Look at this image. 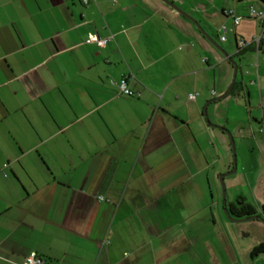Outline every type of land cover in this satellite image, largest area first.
I'll use <instances>...</instances> for the list:
<instances>
[{"label": "crops", "instance_id": "obj_1", "mask_svg": "<svg viewBox=\"0 0 264 264\" xmlns=\"http://www.w3.org/2000/svg\"><path fill=\"white\" fill-rule=\"evenodd\" d=\"M170 1L238 63L227 98L234 64L163 0H0V264H264V224L230 234L212 187L228 132L264 141V0ZM263 172L241 169L258 212Z\"/></svg>", "mask_w": 264, "mask_h": 264}, {"label": "rangeland", "instance_id": "obj_2", "mask_svg": "<svg viewBox=\"0 0 264 264\" xmlns=\"http://www.w3.org/2000/svg\"><path fill=\"white\" fill-rule=\"evenodd\" d=\"M250 64H252L251 66H255V65L258 66L259 65V62H257L255 56L253 57L252 62H250ZM254 96H255L256 101H257L258 100L257 95L254 94ZM256 106L259 107V102H257ZM256 113L259 116H261V118H262L261 110L260 111L258 110ZM232 123H234V122H232ZM254 124H256V123H254ZM231 134L233 135L235 145H236V155H237V167L236 168L238 169V167H239V172L237 173V171H236L233 175H229L227 178H225L226 198H224V192H223L222 183L220 182V177H219V179L216 177V182L214 184H212L213 191L215 194L214 198H215V200H219V202H220V216L218 215V213L216 211H214L215 217L217 218V221L220 224H221L220 218L221 217L223 218L224 223L228 226V231L230 232V234L232 233V231H231L232 228H231L230 218L225 211V207H224L225 201H226V205L229 206L232 201H238L236 199V196L240 195L239 193H242V195L245 197L244 202L247 204H252L251 189H250V187L247 186L245 180L241 177L242 167L244 166L249 173H250V169H252L253 167L258 168L261 171L264 170V141L259 143V145H256L255 146L256 150L254 151L253 146L251 145V141H250V145L248 143H244L243 146L241 147V141H240L241 138L238 135H234L232 132H231ZM233 169H234V167H232L231 170H227L223 174H226V173L232 171ZM223 174H221V175H223ZM262 174L264 175V172ZM257 177L258 178L261 177L259 173H258ZM250 178H251V181H254V178H252V173H250ZM258 178H256V179H258ZM233 185L237 186L236 191H235V189H232ZM206 192H208V191H206ZM210 198H211L210 192H208L207 197H206V201H208V202L212 201ZM235 203H237V202H235ZM212 217H213L212 214L210 212H207L204 215H199L197 217V219L199 221H201L202 224L204 222V219H207L208 220L207 222H209V224H210L212 222V220H210V219H212ZM241 226H249V225H248V223L247 224L244 223ZM203 253L204 252H202V254Z\"/></svg>", "mask_w": 264, "mask_h": 264}, {"label": "water", "instance_id": "obj_3", "mask_svg": "<svg viewBox=\"0 0 264 264\" xmlns=\"http://www.w3.org/2000/svg\"><path fill=\"white\" fill-rule=\"evenodd\" d=\"M166 4H168L170 7L174 8L177 12H179L180 14H182L183 16H185L186 18H188L189 20H191L203 33V35L206 36V38L225 56L226 59L230 60L233 64H234V74H233V81H232V86L231 88L228 90V92L226 94H224L223 96L217 98L216 100H214V102H218L221 101L225 98H227L231 91L232 88L235 85L236 82V78H237V73H238V63L235 62L234 60H232L231 56L213 39L211 38L207 32L202 28L201 24L191 15L187 14L185 11H183L181 8H179L178 6H176L173 2H171L170 0H163ZM240 51V50H239ZM221 112V109H216V113L219 114ZM203 115L204 118L207 122V124H209L210 126H213L211 123V120L209 118V114L207 111V107L204 108L203 110ZM228 136L231 140V148H232V153H233V164H234V169L226 174H223L220 176V182L222 183V187H223V192H224V198H226V185H225V178L229 175L234 174L237 171V155H236V145H235V141L233 138V135L231 134V132H228ZM225 205H226V201H225ZM225 211L227 213V215L229 216L230 220L233 223H245L248 221H252L255 219H259L261 221L264 222V219L260 216V215H254V216H250V217H246V218H240V219H235L233 217L230 216L229 212H228V208H225Z\"/></svg>", "mask_w": 264, "mask_h": 264}, {"label": "built area", "instance_id": "obj_4", "mask_svg": "<svg viewBox=\"0 0 264 264\" xmlns=\"http://www.w3.org/2000/svg\"><path fill=\"white\" fill-rule=\"evenodd\" d=\"M85 3L87 4L88 3V0H85ZM250 12H251V17L252 18H255L256 20H258L261 24V27H262V33L264 34V12H261V11H257L253 6H251L250 8ZM241 17H234V20H235V24L238 25L241 21ZM263 34L257 38L255 40V43L257 45V50H259L260 46H261V43H262V40H263ZM222 40H225V37L222 38ZM96 41L97 43L99 44V46L101 47H104L107 43H108V40H101V39H98L96 38ZM241 46L243 48H247L248 47V44L247 43H242ZM119 92L120 94L122 95H126V96H136V95H139L135 92H133L132 90L129 89L128 87V80L127 78H123L119 85ZM213 95L216 94V92H212ZM198 97V93H190L188 98L189 100L191 101H194L196 100V98ZM263 111H264V108H263ZM261 132L264 133V122L262 124V127H261ZM23 264H46V260L43 259L42 257L38 256L37 254L33 253L31 255H29L28 257H26V259L24 260Z\"/></svg>", "mask_w": 264, "mask_h": 264}, {"label": "trees", "instance_id": "obj_5", "mask_svg": "<svg viewBox=\"0 0 264 264\" xmlns=\"http://www.w3.org/2000/svg\"><path fill=\"white\" fill-rule=\"evenodd\" d=\"M239 201H242V203H243L242 206L240 207L241 210L239 213H237L238 211L236 210V205H234V204L230 205L231 210H232V215L234 217H247V216H253V215L257 214L256 209L251 204L245 203L244 199H240ZM261 253H264V243L255 247L251 251V256L254 258V256H256L257 254H261Z\"/></svg>", "mask_w": 264, "mask_h": 264}, {"label": "flooded vegetation", "instance_id": "obj_6", "mask_svg": "<svg viewBox=\"0 0 264 264\" xmlns=\"http://www.w3.org/2000/svg\"><path fill=\"white\" fill-rule=\"evenodd\" d=\"M232 204H234V205H236V210L238 211L237 213H239L240 212V210H241V206H242V202L241 201H237V203H232ZM232 204H230V205H232ZM227 206V205H225V208L227 207L228 208V212H229V214H230V216L231 217H233V218H235V219H240V218H246V217H234L233 215H232V210H231V206ZM257 215H260L263 219H264V208H263V210L262 211H260V212H258L257 211ZM254 216V215H253ZM247 217H250V216H247ZM255 221H259V222H262L263 224H264V222L263 221H261V220H259V219H255ZM230 222H232L231 220H230ZM262 243H264V241L263 242H261L260 244H262ZM260 244H258V245H260ZM257 245V246H258ZM257 246H255V247H257ZM254 247V248H255ZM253 248V249H254ZM252 249V250H253ZM254 258H264V253H261V254H257L256 256H254Z\"/></svg>", "mask_w": 264, "mask_h": 264}]
</instances>
